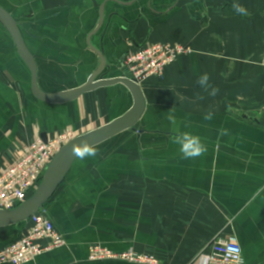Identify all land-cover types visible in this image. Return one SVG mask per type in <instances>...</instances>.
Returning a JSON list of instances; mask_svg holds the SVG:
<instances>
[{"label":"crops","instance_id":"obj_1","mask_svg":"<svg viewBox=\"0 0 264 264\" xmlns=\"http://www.w3.org/2000/svg\"><path fill=\"white\" fill-rule=\"evenodd\" d=\"M0 7L35 58L38 90L54 99L101 68L89 41L107 60L106 78L123 77L122 58L146 44L190 50L142 86L138 131L125 130L96 146V157L75 160L45 207L66 244L25 264H129L92 261L93 246L198 264L226 234L246 264H264V0H0ZM204 73L219 89L215 96L197 83ZM32 78L27 57L0 23V173L33 142L70 128L84 135L134 104L124 85L69 102L40 101ZM173 107L179 131L206 145L202 156L183 159L172 143ZM208 112L211 120L204 119ZM30 225L0 228V249Z\"/></svg>","mask_w":264,"mask_h":264},{"label":"built area","instance_id":"obj_2","mask_svg":"<svg viewBox=\"0 0 264 264\" xmlns=\"http://www.w3.org/2000/svg\"><path fill=\"white\" fill-rule=\"evenodd\" d=\"M189 48L180 44L149 43L129 52L122 59L125 75L143 86L152 78H162L167 66L177 62ZM81 136L74 129H64L48 140H37L30 144L24 155L15 164L0 173V210H12L25 203L38 189L46 169L57 153L71 140ZM28 231L13 243L0 249V264H25L52 250L62 248L66 241L44 208L30 220ZM208 252L198 258V264H246L242 247L233 235L217 237ZM92 261H121L133 264H162L151 254L136 251L115 253L106 247L90 249Z\"/></svg>","mask_w":264,"mask_h":264},{"label":"water","instance_id":"obj_3","mask_svg":"<svg viewBox=\"0 0 264 264\" xmlns=\"http://www.w3.org/2000/svg\"><path fill=\"white\" fill-rule=\"evenodd\" d=\"M0 23L3 24L9 35L12 36L16 47L27 57L31 67V75L33 77L32 90L35 97H37L40 101L42 100L53 104L69 102L71 99L81 97L84 93L96 91V89L113 85L126 86L131 92L134 100L132 108L127 111L123 117L111 121V123L101 126L94 131L78 136L77 138L71 140L65 147H63L46 169L45 175L39 184L38 189L33 193V195L25 203L19 205V207L15 209L0 210V228H6L8 226L18 225L19 223L29 221L36 213L46 207V204L59 189L60 184L64 181L76 160L70 151L73 144L87 140L89 143L98 146L104 141L112 139V137L125 132V130L138 131L136 125L144 115L146 100L144 99L142 87L132 80V76L124 75L123 77L106 78L107 74L105 71L108 69L107 60L105 59V56L101 50L95 49L93 46H91L90 41L88 42L89 47L95 50V52L103 60L101 68H99V70L95 72L94 75H92L80 89L70 93L65 98L54 99L52 96H49L38 90L37 63L35 62V58L32 55L30 49H28L22 36H20L16 22H14L12 17L9 16L7 12L1 7ZM102 23L103 19H101L100 27L102 26Z\"/></svg>","mask_w":264,"mask_h":264},{"label":"clouds","instance_id":"obj_4","mask_svg":"<svg viewBox=\"0 0 264 264\" xmlns=\"http://www.w3.org/2000/svg\"><path fill=\"white\" fill-rule=\"evenodd\" d=\"M233 9L240 15H247V10L238 3H233ZM209 75L207 73L202 74L198 77L197 83L204 88L206 91H209V95L215 96L219 89L216 87H212L209 84ZM202 99L203 97H198ZM168 121L173 125V131L177 134L174 135L172 139V143L179 146V151L181 153V157L183 159H194L197 157L202 156L206 151L207 147L204 143H202L201 138L198 135H194L191 132H180L177 127V121L174 115V107L168 111L167 115ZM205 120L212 119V113L208 112L204 116ZM220 135H227V129H220ZM71 154L81 161L89 158V157H96L98 155V148L94 145L89 143L87 140H83L80 143H75L71 147Z\"/></svg>","mask_w":264,"mask_h":264}]
</instances>
